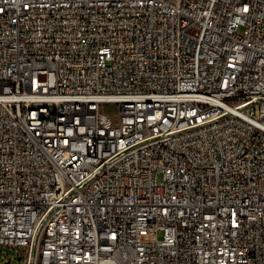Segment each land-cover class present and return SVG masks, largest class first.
<instances>
[{"label": "built area", "instance_id": "obj_1", "mask_svg": "<svg viewBox=\"0 0 264 264\" xmlns=\"http://www.w3.org/2000/svg\"><path fill=\"white\" fill-rule=\"evenodd\" d=\"M1 247L264 264V0H0Z\"/></svg>", "mask_w": 264, "mask_h": 264}, {"label": "rangeland", "instance_id": "obj_2", "mask_svg": "<svg viewBox=\"0 0 264 264\" xmlns=\"http://www.w3.org/2000/svg\"><path fill=\"white\" fill-rule=\"evenodd\" d=\"M113 105L106 106V111L111 112L114 110ZM0 264H23L22 260L17 253V251L7 248L1 247L0 248Z\"/></svg>", "mask_w": 264, "mask_h": 264}, {"label": "bare ground", "instance_id": "obj_3", "mask_svg": "<svg viewBox=\"0 0 264 264\" xmlns=\"http://www.w3.org/2000/svg\"><path fill=\"white\" fill-rule=\"evenodd\" d=\"M56 135H63V128H56Z\"/></svg>", "mask_w": 264, "mask_h": 264}]
</instances>
